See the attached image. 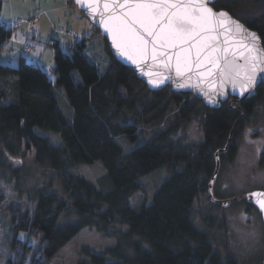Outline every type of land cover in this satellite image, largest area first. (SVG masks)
<instances>
[{"label": "trees", "instance_id": "1", "mask_svg": "<svg viewBox=\"0 0 264 264\" xmlns=\"http://www.w3.org/2000/svg\"><path fill=\"white\" fill-rule=\"evenodd\" d=\"M68 4L79 12L72 0ZM213 8L256 32L264 47V0H217ZM91 27L88 38L77 40L65 29V48L55 39L52 76L22 56L15 58L16 68L0 65V184L13 185L30 204L0 203L6 213L1 230L11 251L7 264H45L85 228L115 245L103 254L83 248L86 261L79 264H242L240 257L221 258L210 233L196 227L193 205L209 187L215 154L241 130V111L250 114L264 104L263 86L243 104H229V97L217 109L169 87L150 91L111 56ZM11 35L0 21V51ZM93 39L105 45L107 58L102 55L108 61L102 66L84 53ZM56 87L65 92L71 122L59 108ZM194 116L202 117V142L174 139ZM36 128L57 132L61 145ZM146 136L128 151L117 142L123 137L136 143ZM96 161L105 170L96 184L72 172ZM162 169L167 175L151 202L133 207L130 199L144 190L139 180ZM34 171L42 182L26 188Z\"/></svg>", "mask_w": 264, "mask_h": 264}, {"label": "rangeland", "instance_id": "2", "mask_svg": "<svg viewBox=\"0 0 264 264\" xmlns=\"http://www.w3.org/2000/svg\"><path fill=\"white\" fill-rule=\"evenodd\" d=\"M81 15L80 12H77L69 17L71 18V22H74V25L58 20L57 22L60 23L56 25L57 22H55L53 26L51 25L47 34L43 31L45 34L42 32L41 34L36 33V35H33L35 33L28 32L25 26L22 25L15 30L13 41L20 44L18 47L21 51L20 54L25 56L27 61L33 60L36 62L37 60L38 63L42 64L38 58L45 50L46 39L50 41L51 36H53L65 48L66 40L60 35L59 31L60 29H65L66 25L71 28V34H75L79 38H88L91 35L92 27L88 20L81 17ZM67 39L70 40V38ZM90 44V48H87V50L85 48L84 53L97 65L102 66L108 61L103 56L105 55L107 58L103 41L101 39H93ZM51 51L49 49L47 55L45 56L44 54L45 57L43 59L47 62L51 56ZM7 64L13 68L17 67L16 60H11ZM52 67L53 63L52 66H46V69ZM55 93L61 112L71 122L72 110L68 105L64 90L61 87H56ZM259 107L252 111L249 117L250 124L246 125V128H244L243 133L238 139V152L235 160L232 161V165H224L220 172L221 176L218 177V180L212 186L216 192H220L223 189L219 193L221 196L247 192L252 189L264 190V163L260 164L259 162V152L264 149V104ZM201 116H194L184 128H178L174 132L173 138L182 141L185 140L190 144L201 143L203 136ZM163 126L165 125L163 124ZM35 132L47 137L55 146H59L62 143L60 135L55 131L36 128ZM143 139L141 138L136 143H130L128 141L126 142L125 138L120 137L117 139V142L124 150L128 151L134 149L146 139H149V137L146 136ZM72 172L85 177L89 182L94 184L105 174L103 165L99 161L91 165H76L72 169ZM166 175V170L162 169L142 177L139 182L144 190L142 192L140 191L138 195H135L132 200L130 199V204L133 207H138L143 203L149 204L158 185ZM42 178L43 176L39 171H34L32 177L26 183V188L40 184ZM0 200V203L5 205H25L27 208L30 205L26 202L25 197L18 196L13 189V185L9 184H0ZM242 207L241 204H236L229 209H218L209 203L204 193L193 205V219L196 227L201 232L210 233L212 241L219 249V254L223 260L227 261L229 258H236L238 260L240 257L242 264H255L256 261L252 262L251 260H256L259 251L264 249V226L260 217H258L259 215H246L245 212H241ZM5 217L6 213L0 208V264H7L6 259H10L11 256L8 243L5 246V239L1 230L5 222ZM19 238L25 240L26 234L19 233ZM31 242L33 245L36 244V240L34 239ZM114 245V239L104 238L94 229L85 228L45 264H79L86 261V258L80 253L83 248L89 249L93 253L103 254L107 248H111ZM259 246L258 251L254 252V249ZM244 256H246L245 259H243ZM25 264H29V261H26Z\"/></svg>", "mask_w": 264, "mask_h": 264}, {"label": "snow or ice", "instance_id": "3", "mask_svg": "<svg viewBox=\"0 0 264 264\" xmlns=\"http://www.w3.org/2000/svg\"><path fill=\"white\" fill-rule=\"evenodd\" d=\"M76 3L81 8L87 5L93 18L99 15L100 24L121 56L149 69L146 75L153 87L170 79L167 74L173 71L176 77L187 80L193 76H213L218 71L221 85L231 83L233 89L239 87L243 94L256 84L258 73H264V47L257 42L258 37L248 33L226 12H216L210 6L215 0H76ZM199 69L204 70L197 72ZM251 195L258 197V206L264 211V193Z\"/></svg>", "mask_w": 264, "mask_h": 264}, {"label": "water", "instance_id": "4", "mask_svg": "<svg viewBox=\"0 0 264 264\" xmlns=\"http://www.w3.org/2000/svg\"><path fill=\"white\" fill-rule=\"evenodd\" d=\"M217 0H215L216 2ZM73 4L75 7L78 9V11L82 12L83 16L88 19V21L95 27V29L98 31L100 36L106 41L108 50L111 54V56L122 66L126 67L130 71H132L139 80H141L150 91H159L162 90L166 87L171 88V90L177 94H191L193 95L197 100H199L202 105L206 108L209 109H217L220 107L221 103H224L227 98L230 96L232 98H237L239 101H244L246 99H250L256 96V89L260 85L263 86L264 88V73H258V79L256 84L245 91L243 94H241L240 88L237 87L233 89L231 83H224L221 85V80L222 78L219 75V72L217 71L213 76H206V77H199V76H193L191 80H187L186 78H178L175 75V72L168 73L167 75L170 76V79L165 80L162 84L159 86L153 87L148 83L149 76L146 75V73L149 71L148 68L144 67H138L136 64H133L130 60H128L126 57L121 56L117 49L113 46L112 44V39L111 36L105 31L104 27L100 24L99 22V15L96 14L95 18L93 16L88 14V9L87 5H85L84 8H81L79 4L76 3V0H72ZM215 4V3H214ZM213 7V4L210 5ZM101 10L102 5L100 6ZM215 10V9H214ZM216 12L224 11L228 14V16L237 21L239 24L243 26V28L248 32V33H254L256 37H258V43L262 46L260 37L258 34L250 29H248L243 23L235 19L229 12L225 10H215ZM223 36L220 37L221 43H223ZM263 47V46H262ZM229 59H232L231 56L228 57ZM237 63H243L242 60H237ZM210 67V66H209ZM204 69H199L196 70L197 72L203 71ZM153 71H156L153 69ZM152 79H157L156 76H152ZM178 83H184V87H178ZM231 136V135H230ZM229 143V141H228ZM218 153H216V167L215 171L213 174V177L211 178L209 182V187H208V196L209 198L216 203L221 202L223 206H227L231 204L234 201H245L248 203L253 204L261 214L262 221L264 223V211L261 210V208L258 206L257 200L258 197L252 196V193H264V191H253L251 193H248L243 196H239L238 198L226 200V201H219L213 198L212 195V185L214 182V179L216 177L217 171H218V165H219V159L217 156Z\"/></svg>", "mask_w": 264, "mask_h": 264}, {"label": "crops", "instance_id": "5", "mask_svg": "<svg viewBox=\"0 0 264 264\" xmlns=\"http://www.w3.org/2000/svg\"><path fill=\"white\" fill-rule=\"evenodd\" d=\"M1 1L2 9L0 12V21L8 26L14 22L13 20L18 19L21 21L18 28L24 25L28 32H31L32 34L35 33L33 35H36V33L41 34L43 31H45L47 34L49 27L51 25L53 26L58 20L63 23L74 25V22H71V18H69L74 14V12L69 7L68 0H18L15 2L13 0ZM30 23H34V29L36 31L31 28ZM65 29L70 30L71 28L66 25ZM14 35L15 34L13 33L11 38L7 41L5 48L0 51V65H9L7 64L9 61L15 60L16 57L20 56L26 59L25 56L20 54L21 51L18 48L20 44L13 41ZM53 39V36H51L50 41L46 39L44 47L45 50L39 55L38 58L42 64L38 63L37 60L36 62L31 60V62L39 64L43 69H46V66L48 65L52 66V51L48 62L45 61L43 57L47 55L49 49L52 50L51 41H53Z\"/></svg>", "mask_w": 264, "mask_h": 264}, {"label": "flooded vegetation", "instance_id": "6", "mask_svg": "<svg viewBox=\"0 0 264 264\" xmlns=\"http://www.w3.org/2000/svg\"><path fill=\"white\" fill-rule=\"evenodd\" d=\"M229 98V97H228ZM227 98V99H228ZM227 101V100H226ZM246 101V100H244ZM244 101H239L237 98H233L229 101V104L232 102V103H236L238 105H241L243 104ZM259 107L256 106V108ZM255 108V109H256ZM260 108V107H259ZM252 112L250 114H245V112H242L241 111V116H240V122H242V127H241V130L239 131V133L237 135H235V138L233 139L232 135L229 136V143H227L223 148H221V152L217 154L218 156V159H219V165H218V171H217V174H216V177L214 179V182L218 180V177L221 176V171L224 167V165H232V161L235 160V156L238 152V146H237V142H238V139L240 138L241 134L243 133L244 131V128H246V125H249L250 122H249V117L251 116ZM231 139H233V143H232V146H231ZM231 146V147H230ZM216 156V154H215ZM217 158V157H216ZM259 162L260 164L261 163H264V149L262 151L259 152ZM231 163V164H230ZM215 167H216V163H215ZM214 171H215V168H214ZM214 174V172H213ZM213 174L211 175L210 179L213 177ZM210 182V181H209ZM214 182H213V185H214ZM209 184V183H208ZM212 185V186H213ZM223 190V189H222ZM220 190V192L222 191ZM253 191H264L262 189H252L251 191H247V192H242V193H238V194H230V195H224V196H221L219 193L220 192H216L213 188H212V195H213V198L216 199V200H219V201H226V200H230V199H234V198H238L239 196H243V195H246L248 193H251ZM207 198H208V201L209 203H211V205L215 206L216 208L218 209H229V208H232L233 206H235L236 204H241L243 207L241 208V212L242 213H246L247 214H252L251 216H254L255 215H259L258 217H260L261 219V222L264 226V223L262 221V218H261V214L259 213L258 209L251 203H248V202H245V201H234L232 202L231 204L227 205L226 207L223 206V204H221V202L219 203H216V202H213L209 196H208V188H207V191L205 192ZM254 218V217H253ZM263 246H264V243H263ZM260 248L257 247L256 249H254V252H257L258 249ZM246 256L243 257V259H245ZM252 262L256 261L255 264H264V249H261L258 253V258L256 260H251Z\"/></svg>", "mask_w": 264, "mask_h": 264}, {"label": "bare ground", "instance_id": "7", "mask_svg": "<svg viewBox=\"0 0 264 264\" xmlns=\"http://www.w3.org/2000/svg\"><path fill=\"white\" fill-rule=\"evenodd\" d=\"M14 22V25L11 27V28H9L6 24H4V23H2V26L6 29V30H8V29H10L11 30V34H13L14 32H15V30H16V28H18L19 26H18V23L17 22H19V23H21V21L20 20H13ZM57 22V21H56ZM59 24V22H57L56 23V25H58ZM30 26H31V28L32 29H34V25L32 24V23H30ZM35 30V29H34ZM36 31V30H35ZM59 33H60V35H67V34H69V31H66L65 29H60V31H59ZM12 36V35H11ZM53 44H54V42H51V47H52V55H53V58H54V48H53ZM2 51V50H1ZM53 68H54V63H53V67L52 68H49V69H44V71L47 73V74H49V75H51L52 76V74H51V72L53 71ZM53 78V77H52ZM83 177V176H82ZM85 178V177H84ZM86 179V178H85ZM87 180V179H86ZM88 181V180H87ZM89 182V181H88ZM91 183V182H90ZM92 184H94V183H92ZM96 184V183H95ZM25 264V263H24Z\"/></svg>", "mask_w": 264, "mask_h": 264}]
</instances>
